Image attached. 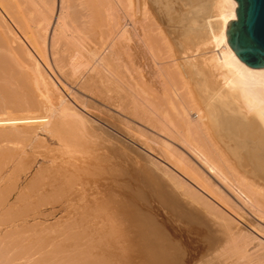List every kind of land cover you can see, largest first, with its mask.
I'll use <instances>...</instances> for the list:
<instances>
[{"label":"bare ground","instance_id":"obj_1","mask_svg":"<svg viewBox=\"0 0 264 264\" xmlns=\"http://www.w3.org/2000/svg\"><path fill=\"white\" fill-rule=\"evenodd\" d=\"M150 2L151 0H135V4L131 0H0V207L6 204L11 195V192L6 193V195L3 193V190H5L3 182L8 177L7 175H9V173L5 175L4 172L8 169L12 171L14 168L17 170L19 167L22 168L25 160L27 163H25L26 166L22 170H24L23 172H28L36 163L38 157L41 161L34 168L32 176L28 181L29 184L34 183L33 187L29 185L33 188L29 197H34L36 201L39 200L40 202L38 203L47 200L48 202H43V207L52 208L50 212L47 211L48 214L43 213L42 215L40 214L41 216H54L60 207L64 208V210L65 208L69 210L71 205L74 206L72 203L76 200L87 201L85 184L91 180H87L88 176L85 170L90 158L84 155H76V146L74 144L76 138H80L81 145L85 143L83 139L81 140V137L84 140L87 136L90 138L89 132H91V128L94 129L95 127L89 126L88 121L90 119L86 118L88 114L86 113L85 115L83 112V108H86L90 104L88 102L89 99L81 98V93L80 95L76 94L78 91L66 93L67 97L64 96L65 94L60 89L63 87V84L59 83L62 86L59 87L52 79V74H54V78L58 76L59 82L61 81V83H66L69 86L70 83L78 80L79 71H81L82 66L85 68L87 64L90 66V69L87 75H84L78 82V86L84 90L83 92H87L86 95L97 97L103 100V102H107H104V105L112 104L113 106H119L123 113L130 116L128 117L130 120L138 124L134 128L127 125L128 121L125 127L129 130H135L134 133L139 132L141 134H138L140 137H137L139 146L157 158V160H151L148 157L153 165H156V170L160 172L155 173L159 174V177L155 175L156 179L151 171L148 173L155 182H152L157 190L155 192L161 198L166 196L170 200V194H173V196L181 195V198L183 196L188 199L187 203L190 200V204H198L200 209L208 214L210 222L212 219L214 227H217L218 232L220 231L224 239L229 241V247H227L233 251L228 248L226 249L231 251L230 254L236 255L243 262H252V259H254V261L256 260L255 262L264 264L262 263L264 262V68L246 66L233 54L225 41V23L227 20L234 18V0H213L215 23L211 25L212 27L207 33L203 34L204 36L201 39L193 44V46L186 47L182 52V56L187 58L184 61H188L189 59V61L195 62L196 65L192 64V62H189L190 64L202 69L200 78L204 88L202 87L200 90L196 88L201 92L206 90L207 93L204 92L205 98H199V100L196 96V88H193L189 84L188 78L184 75L185 71L183 68L185 65H181V62L177 64L175 56L171 57L167 53V51L169 53L172 52L169 51L172 45H170L168 29ZM133 8L137 11L136 16L135 12H132L135 10ZM118 9L120 12L122 11L121 14H123L124 18L130 17L131 29L133 31L132 36H134L132 41L133 43L135 42L133 49L136 54L134 55L144 53L146 60L148 59L145 65L149 64L150 69L153 65L169 81V84L166 81L164 82L165 84L163 81H160L162 83L160 84L162 87L160 93L159 86L157 87V91L154 89V85V87H151L148 83V88V85L145 84L149 82V78L147 79L148 76H144L145 70L140 67L141 62L138 59L134 58V64H131L132 66L134 65L135 73L129 72L133 69L126 70L129 74H134H132L133 78L130 76L126 77L125 73L122 74L121 69L119 70L121 58L119 59V63L118 58L121 53L119 54L118 52H121L124 46L127 48V45L123 42L124 40H121V36L127 33L128 30H126L125 24L119 21V18L122 16L117 14ZM175 36L173 35L171 38L174 39ZM160 47L161 49L164 47L166 50L164 56H159L156 53ZM125 51L123 49V52ZM93 62L99 64V67L96 64H94V67ZM185 64L187 65V63ZM126 66L128 67V65ZM87 67L86 69L89 68ZM158 71L156 73H159ZM126 74L129 75L128 73ZM72 84L75 85L76 83ZM144 84L145 87H143ZM63 90L68 92L65 89ZM93 101L95 102V99ZM98 106L102 105L99 104ZM99 109L101 111V108ZM89 113L91 112L89 111ZM123 118L125 117L123 116ZM93 119L91 118V120ZM125 120L127 119L125 118ZM121 125L124 126V124ZM109 129L111 130V128ZM114 129L116 130L117 128L115 127ZM97 130L96 132H98ZM39 133L44 134V136L40 137ZM99 134L97 133L96 135L98 136ZM69 135L72 136L69 138ZM73 136H76V138L74 137L75 142H73V139V141H70ZM92 137L95 136L92 135ZM118 137H121L119 133ZM12 139L17 141L14 142ZM89 140L92 143V140ZM48 141L55 142L56 146L50 147ZM95 141L94 143L97 142ZM38 145L44 148L40 152L39 150H35ZM83 146L84 144L81 147L77 146L78 150L85 152V149H81ZM96 148L91 147V149ZM88 151L90 152V150ZM89 152H86L85 155L89 154ZM80 154L82 153L80 152ZM95 157H93L94 160L96 159ZM105 157L107 158L108 156ZM15 166L19 167L16 168ZM116 166L119 165L116 164ZM19 170L21 169L19 168ZM93 176H96L95 173ZM92 178L94 180V177H90L89 179ZM17 180L18 178L15 181ZM120 181L118 184L116 183L119 189L117 193L119 199L116 201V208H114L118 211L117 218L116 215L114 216L116 220L118 219V222L115 220L113 222L115 221V225L119 228L115 231H119V237L121 238V235L125 232L123 229L121 232L120 226H131L136 233L135 238L144 239L148 246L147 249L150 248L149 251L152 249L151 259L157 260L158 264L169 263L170 257L166 255V250L163 247V249L158 247L162 251L164 250V255L159 252L160 250L157 247L154 248L155 245L157 246V243L159 244L164 235L162 236L158 233V227L153 224L154 221L151 223L146 220L148 218L145 217L146 219H143L144 216L138 208L134 209V213L130 217L129 213H131L130 211L134 207L130 210V203L129 205L125 204L126 201L125 199L123 200L124 197L122 196L125 192L124 187L127 186L125 181H123L124 183ZM173 189L177 190L178 193L176 191L172 193L174 192ZM55 193L61 194L62 198H64L62 205L56 208L57 210L53 209L56 206V202L48 199L53 194L54 196L52 197H56ZM19 197L20 193L16 194L14 200H18ZM173 198L175 199L173 202H176L177 198ZM87 199L91 200L90 197ZM33 202L35 203V201ZM165 202L169 203L170 201ZM173 202L171 201V203ZM26 203H28V200ZM126 203L128 204V202ZM176 203L175 205H177ZM178 203L180 205V202ZM196 204L194 205L196 206ZM184 205L186 206V204ZM192 205H189L190 208L194 206ZM11 206L8 205V207L0 209V231L6 227L3 235L0 236V263L6 264V261L8 263L12 261L11 263H13L14 259L20 258L22 260L20 262L16 261L14 264H37L36 259L39 261L40 258L38 257L41 254H38L37 258L32 257L35 252H28V254L26 253L27 255H19L18 257H16L18 252L10 255L11 253L9 254L7 250L12 244L9 243L10 245L7 244V246L5 237H9L12 234L17 236V233L27 231V229L34 225H42L43 222L37 219L40 218V215L38 212V215L37 213L36 215L33 214L34 216L31 215L30 219L32 222L28 224L27 220L29 219L27 218L29 215H27L28 212L26 213L25 210L27 217L23 218L24 216L20 213L21 218H10L11 220L6 222L8 218L4 217L11 213ZM36 206L38 207V204ZM194 208H197V206ZM198 209L196 210L198 211ZM72 210L73 208L69 212ZM16 212L15 214L19 215V212ZM206 213L205 215H207ZM10 215L13 216V214ZM52 223H49L50 225L47 227L53 226ZM114 223H111V227L108 226V228L112 229ZM44 224L47 225L48 223ZM106 224L108 223L106 222ZM104 226L108 229L105 224ZM96 228L100 227L97 226ZM98 230L100 231V229ZM115 231L112 233L113 236L115 235ZM107 234L110 236L109 233ZM18 236L20 237V235ZM104 238L106 237L104 236ZM163 239L165 240V238ZM106 240L109 241L108 239ZM95 241L97 242V240ZM22 242V240L17 241L13 248H16L17 251H22V249L26 248ZM77 242H80V240H77ZM85 246H87L86 243ZM109 246L108 248H111ZM106 247L104 246V249L100 248L103 251L107 249ZM35 249L30 248L29 250L35 251ZM109 250H106L108 255L113 254L112 250L114 248H112L111 253ZM115 250L117 249L115 248ZM36 251L38 252V249ZM87 251L86 254L88 253ZM77 252L80 253L79 250ZM89 253L87 255L83 254L85 256L81 254V257L78 254L76 255V253V256H73L74 252L72 255L67 254L66 256H62L63 258L59 255L56 257L63 259V264L69 262V264H94L95 258H97L98 264L99 259L106 260L104 256H100L98 259L97 254L92 253L94 255L92 261L91 253ZM55 259L57 260V258ZM254 261L252 264H256ZM42 263L44 264V260ZM46 263L49 264L48 262ZM55 263L57 264L58 261ZM103 263L105 264V262ZM107 263H109V260Z\"/></svg>","mask_w":264,"mask_h":264},{"label":"rangeland","instance_id":"obj_2","mask_svg":"<svg viewBox=\"0 0 264 264\" xmlns=\"http://www.w3.org/2000/svg\"><path fill=\"white\" fill-rule=\"evenodd\" d=\"M131 1H134V4H135V0H131ZM132 4H133V2H132ZM150 4L154 6V7L153 6L152 7L155 9L156 13L162 19L163 24L168 29V33H169V37H170L169 38V41H170V45H172L171 46L172 49L170 48L169 51H172L174 54L172 52L169 53L168 51H167V53L171 57L172 56H175V60L177 61L176 62L177 64L181 62V65L182 64H183V66L185 65V67L183 68V70L185 71V74L184 75L188 78L187 80H188V82H190L189 84L193 88L194 87L195 88L197 87V88H199V90L202 87L204 88V86H202V81H201V78H200L201 77V73H202V69L201 68H198V66H197V68L194 67V65H196L195 62L193 63V61H191V60L189 61V59H188V61L187 60L184 61V59H187V58H185L184 56H182L183 55L182 52L184 51V49L186 47L193 46V44H195L199 39H201L204 36L203 34L207 33V31L211 29V27H212L211 25H213V23H215L214 22V20H215V13H214V9H213V0H151ZM133 9H135V8H133ZM132 12H135L134 14L136 16V14H137L136 9L133 10ZM121 13H122V11L120 12V10L118 9L117 14L119 16H122V17L119 18V21L121 23H124L125 24V27L127 28L126 30H128V32L126 31L127 33H125L123 36H121V40L122 39L124 40V41L123 40L122 41L125 43V45H127V48L124 46V48H122V51L120 50L121 52H118L119 54L121 53L119 55L120 57L118 58V63H119V59L120 58H121L120 59L121 60L120 63H122V64L119 63V65H120L119 70L121 69V73L122 74L125 73L126 77H129L130 76L131 78H133V75H134L133 73H135V72H134V65L132 66L131 64H134V61H135L134 58L136 60L138 59V61L141 62L140 63L141 64L140 67L145 70V72L142 70L145 73L144 76L145 77L148 76L147 79L149 78V80H148L149 82H147V80H146L147 83H145V84L148 85V88H149V84H150L151 87L154 85L156 87L155 88L153 86L154 89H156L158 91V88H159V93H160L162 91L161 90L162 87L160 85L162 83H160V81L161 82L163 81V83L166 81L168 84H169V81L167 80V78H165L166 76H163V73L160 74V71L156 70V68L153 67V65L151 66V69H150L149 64L145 65L147 63L148 59L146 60V55L144 53L143 54L134 55V54H136V52L133 49V47H134L133 44H135V42L133 43V41H132L134 36H132L133 35V31L131 29L132 28L131 23H130L131 20H130V17L129 18L128 17L127 18H124L123 17V14H121ZM173 35L174 36L176 35L174 37V39L171 38V37H173ZM123 49H124V51L126 50L125 52H127L128 50L129 51L127 53H125V52H123ZM160 49H161V47H160ZM160 49L157 50L156 53L159 54V56L160 55L164 56V53L166 52V50L164 49V47H162L163 50L162 49L160 50ZM160 52H163V53L160 54ZM131 53H132V55H131ZM180 56H182V57H180ZM181 58L183 59L184 62L181 61L182 60ZM132 61H133V63H132ZM189 62L190 63L192 62V64H194V65L190 64ZM185 63H187V65ZM94 64H96V63L93 62V66L95 67ZM125 64L128 65V67ZM188 64H190V65H188ZM96 65L99 67V64H96ZM86 66H88L89 68L87 67L88 69H86ZM86 66H85V68H84V66H82L81 71H79V73H78L79 78H77L78 80H76L75 82H72V83H76L75 85L72 84V83H70L71 85L69 84V86H68V84H66V83H61V81L59 82L58 81L59 77L56 74H55V76H57L58 79H57V77L54 78V74H52L53 75V78L52 79L54 80V82L59 87L61 86L60 84H63V87L64 88L62 86L61 87L63 89H65V90L68 89V87L74 88V89L69 88L68 90H66L68 92H65L62 88H60L62 90V93L65 94L64 96L67 97L66 93L67 94L68 93H75V92L78 91L76 94L77 95H80V93H81V95H80L81 98H84V99L87 98V100L89 99L88 102L90 104L86 108H83L84 109L83 112L85 113V115H86V113L88 114V115H86V118L88 120L90 119L88 121L89 126H91V127H94L95 126L97 129H99V130H97L95 127H94V129L90 127L91 128V130H90L91 132H89L90 138H89V136H87L88 135L87 133H85V134H87L86 135L87 137L85 138V140H84V138L81 137V140L83 139V142L85 141V143H86L85 144V143L82 142L84 144V146H83L84 148L83 147L81 148L82 150L85 149L86 150L85 152L78 150V147L77 146H80L81 147L83 145V144L82 145L80 144L81 143V141L79 140L80 138L77 139L76 136H73V138L71 137V140H70V141H73L74 140V137L76 138L75 139L76 142H75V140L73 141V142H75L74 145L76 146V147L74 146L75 149H76L75 152L79 153V154L75 153L76 155H78V156H81V155L83 156L84 155L85 157H89L90 158L89 159L90 160L89 162H91V163L88 162V164L86 166V170H85V172H87V176H88V179L87 180L88 181L91 180V181H89V183H86L87 185L85 184V188H86V191H87L86 192V200L87 201H84V200H78L77 201L76 200V201H74L72 203V204H74V206L76 205L75 207L73 205H71V208L68 207V208H70L69 210H67V208H65V210H64V208L63 209L61 207L59 208V206L62 205V201L64 200V198H62L63 196H61V194L59 195V193H55V196L56 197H52V196H54V194H53L48 199L51 200V201L56 202V206L53 208L54 210H57L56 208H59V209L57 210V212L55 213L54 216L43 217L41 215L43 213L48 214V212H50L52 210V208H44L43 207V202L44 203L48 202L46 199H45L46 201L43 200V202L38 203V202H40L39 200L36 201V199L34 197H31V198L29 197L31 195V191L33 189L30 186L33 187L34 186L33 185L34 183H30V184L28 183V181L30 180V178L32 176V173H33L34 168L37 167V165L41 161V159L38 157L36 159V163L33 165V167L31 168V170L28 171V172H23L24 170H22L26 166V164H25V163H27L26 160L24 161L25 162L24 163L25 165L23 164L24 166L22 165V168L19 167V166H17V167L15 166L16 168L19 167L22 171L19 170V168H18V170L14 168V170H12L14 173L11 171V169L6 170L4 172V174L6 175V174L9 173V175H7L8 177H6V179L3 182L4 185H5V186H3L4 189H5V190H3L4 191L3 193L6 195V193L11 192V195H10L9 200L6 202L7 205L5 204L4 206H1L0 209L2 207L3 208L4 207H8V205L9 206H11V205L13 206V207L12 206L10 207L11 208L10 209V212L11 213L5 215V217H4L6 219L8 218V221L6 220V222H9V220H11V219H15L14 217L21 218V215L24 216L23 218H25V217H27L26 216V213L27 212H28L27 215H29L28 218H27V219H29V220H27L28 221V224L32 222V220L30 219L31 218L30 216L31 215L32 216L36 215L37 212L39 213V215L41 214L40 215V218H37V219L43 222L42 225L41 224L34 225V226H32L33 228L30 227L29 229H27V231L25 230V231H23L21 233H17L18 235H20V237L18 235L16 236V235H13V234L11 236H9V237H5L6 245L9 244V243L12 244L11 246H9V249L7 250V252L9 254L11 253L10 255H14V254H16L18 252V254L16 255V257H18L19 255L20 256L27 255L28 252H30V253L31 252H35L36 256H35V254H33L34 256L32 255V257H36V258L39 256L38 254H41V256L38 257V258H40V260H39L40 262L36 259L37 264L38 263L39 264H43L42 263L43 260H44V264H47L46 262H48L49 264H51V263L52 264H56L55 262H57V261H58L57 264H59L60 262H61L60 264H63L62 262H64V261H62L63 259H61V258H63L62 256H66L67 254L68 255H72L73 252H74L73 256L75 255V253L77 255L79 253V252H77L78 250L80 251V253L78 254L79 257H81L83 254L87 255L89 253V251H91L90 252L91 254L90 253L89 254L92 257V261H93V258H94L93 257L94 256L93 255L94 253L97 254L96 256L98 257V259L100 258V256H104L106 258V260L99 259L98 260V264H100L101 261L105 262V264H106L108 262V260H109V263H107V264H158L157 263L158 262L157 260H155L156 261L155 262L153 260V258L151 259V257H152V255H151V252L152 251L151 250L152 249L150 251H149L150 248L147 249L148 246H147L145 240L144 239H138V237H137V239L135 238L136 237V235H135L136 233L134 232V228H131V226H129V225L127 227H121L119 225L121 232H122V229L125 232V233H123L121 235V238L119 237V231L118 232L115 231V230H118L119 227L117 225H115V223H114L115 221L118 220V219L116 220L115 219V216H114V215H116V218H117V212L118 211H116L114 208H116V201H118V199H119L117 197V193L119 192V189H118L117 184L121 180L122 182L121 181L120 182L121 183H124L123 181H125V184L127 186V187H124V189H125L124 191L125 192H124V194L122 196V197H124L123 200L125 199V201L128 202V204H127L124 201L126 205H129V203H130V208L131 209L128 207L130 210H132V208L134 207L133 210H132L133 212L129 210L131 212V213H129L130 214V217H131V214L134 213V209H137L138 208L139 210H141L140 212H142V215L144 216L143 219L148 218L146 220L150 221L151 223L154 221L153 224H155L158 227L157 228L158 233L161 234L162 236L164 235L161 238L162 241L160 240L161 243L159 241V244L157 243V246L155 245V247L154 246L153 247L154 248L157 247V249H159L160 247L161 248L163 247L167 251V252L165 251V253H167L166 255H168V257H170L169 263L167 262V264H235V263L236 264H238V263H241V264L242 263L243 264H252L253 261H254V259H252V262L251 261L250 262H247V261H244L243 262L236 255H234L232 253L230 254V252L233 251V250H231V249L228 248L229 247L228 246L229 241L226 240V239H224V236L221 235L222 233L220 231H219L220 233L218 232L217 227L216 228L214 227V224L212 222V219H211V222H212L211 223L208 214L205 212L207 214V215H205L204 211L200 209V206H198V204L194 203V204H196L197 208L200 209L201 212L199 211V209L197 211L196 210L197 208H194L196 206L193 203L192 204L194 206L192 204H190L191 203L190 200L187 203V200L188 199H186L183 196L181 198V195L179 196L177 194L178 196H176V195L173 196V194H170V198L171 199L169 200V198H167L166 196H163V198H164L163 199V198H161L159 196L158 193H156L157 190L155 189V185H154L155 182L152 179V177L148 175L149 171H151V173H152V175H154L155 179H156V176L155 175H157V177H159L158 176L159 174H155V173L156 172L157 173H160V172L156 170L157 169L155 167L156 165H153V163L151 161L152 159H156L157 160V158H155L156 156H154L152 154H149L148 152H146L143 148H141L139 146V141H138V138L137 137L139 135H141V134L139 132L138 133H134L135 130L134 131H133V129L129 130L127 127H125L128 121L129 122H128L127 125H130V126H132L134 128L138 124L135 121L130 120V118H128L130 116L127 115V114H125V113H123V111L120 110L119 106L118 107L117 106H113L112 104H109V103L108 104L110 106L107 105V104L104 105L107 102L104 101L105 102L104 103L103 100H101V99H99L97 97H93V96L90 97V96L86 95L87 92H83L84 90L81 89L78 86V84H79L78 82L84 77V75H87V73H88V71L90 69V66L89 65L86 64ZM131 67H133V68H131ZM191 67H194L197 70L198 69L199 70L197 71L196 69L191 68ZM125 68H127V69H125ZM128 69L129 70L130 69H133V70L129 71L130 73L133 72L132 73L133 75L132 74H129V72L126 71ZM193 69H194L195 72L192 71ZM98 70L100 71V69H98ZM101 70H102V68H101ZM157 71L159 73H156ZM196 72L197 73L199 72V73L197 74ZM126 73H128L129 75H127ZM198 75H199V78H198ZM144 76H143V78H144ZM151 82H152V84H151ZM145 84L143 85V87H145ZM197 88L195 89V91H197L196 92V96L198 97V99L199 98L200 99H203V97L205 98V96L203 94L207 93L206 90H203V92H201V91L197 90ZM151 89H153V88H151ZM146 90H149V89H146ZM108 92H110V91H108ZM201 95H203V96H201ZM93 99H95V102L93 101ZM94 103H96L97 105L95 104L96 105L95 106ZM99 104L102 105L103 107L107 108V109L105 110L102 106H98ZM98 107L101 108V111H100V109ZM109 107H111L110 110H108ZM87 108L90 109V110H88ZM93 110H95V111H93ZM89 111L91 113H89ZM107 111H109V112H107ZM99 113H102V114H99ZM117 114H118V116H117ZM123 116L127 120H125V118H123ZM93 117H94V119H93ZM112 117H114V118H112ZM91 118L93 120H91ZM92 121H94V122H92ZM89 122L93 123L94 125L92 124L93 125L92 126L91 123H89ZM121 124H124V126L121 125ZM102 126H104V127H102ZM115 127L117 128L116 130L114 129ZM109 128H111V130ZM118 129H119V132H118ZM96 130L98 132H96ZM90 133H93V134H90ZM95 133L96 134L97 133L98 134L100 133V134L97 136ZM118 133H119V136H121V137H118ZM128 133H129V135H128ZM135 134H136V137H135ZM38 135L40 137H43L44 136V134H41V133H39ZM92 135H94L97 138L92 137ZM70 136H72V135H69V138H70ZM91 137L94 138V139H92ZM123 137H124V139H123ZM89 139L92 140V143H91V141ZM134 139H135L136 142L134 141ZM77 140H79L80 142L77 141ZM102 140H103V142H102ZM13 141L16 142L17 140L14 139ZM86 141H88V142H86ZM94 141L97 144L94 143ZM52 143H54V144H52ZM48 144H49L50 147H55L56 146V143L53 142V141H48ZM76 144H78V145H76ZM92 144H94V145H92ZM87 146H89V147H87ZM96 146H98L97 147L98 149L96 148ZM40 147H42V148H40ZM80 147H79V149H80ZM91 147L92 148H96V149H91ZM37 148H39V149H37ZM41 149H44L43 146H41V145H38L35 148V150H37V151L39 150V152L42 151ZM88 150H90L91 154H90V152ZM94 150H96V151H94ZM122 151H124V152H122ZM80 152L82 154H80ZM86 152H89V154L87 153V155H85ZM105 156H108V157L106 158ZM93 157H95L96 159L94 160ZM148 157H150L151 160H149ZM99 158H102V159H99ZM27 159H29V158H27ZM100 160H101V162H100ZM107 161H109V162H107ZM129 161H130V163H129ZM111 162H112V164H110ZM119 162L120 163L122 162V164H120ZM94 164H95V166H94ZM116 164L119 165V166H116ZM129 167L130 168H132V167L134 168L135 167V169H133V168L130 169ZM87 168H88V170L89 169L90 170L88 171ZM97 168H98V170H97ZM127 168H128L129 171L127 170ZM112 169H114V170H112ZM113 171H116V172H113ZM90 173H91L92 176L89 175ZM94 173H95L96 176H93ZM132 173H133V175H132ZM89 176L90 177H94V180L96 179L97 182L96 181L94 182L93 178L92 179H89L90 178ZM16 178H18L17 181H15ZM127 178L130 179L129 182H128V179ZM126 181H127V183H126ZM12 182H14V183H12ZM152 182H154V183H152ZM108 183H110V184H108ZM13 185L15 186L14 188H13ZM166 185H168V184L166 183ZM12 188H13V190H12ZM90 191H92V192H90ZM175 191L177 192V190H174V192H172V193H175ZM18 193H20V197H19L18 200L15 201L14 198H15L16 194H18ZM87 193L88 194L90 193L88 197H87V195H88ZM89 197H90L91 200L87 199ZM173 197H176L177 198L176 199V202L177 203L175 201L174 202L178 205V207L173 202V200H175ZM21 198H24V199H21ZM166 198H167V200H165ZM159 199L161 200V202H160ZM182 199L183 200L185 199L186 201L184 200L185 201L184 202ZM27 200H28V203L30 201L29 204L26 203ZM31 200H32V202H31ZM57 200H59V201H57ZM164 200L165 201H170L169 202L170 204L167 203V202H165ZM33 201H35V203ZM79 201H84V202H79ZM129 201H132V202H129ZM134 201H135V203H134ZM171 201L174 204L171 203ZM182 201H183V203H182ZM178 202H180V205H179ZM36 203L38 204V207L36 206L37 205ZM86 203H87V205H86ZM132 204L133 205L135 204V205L133 206ZM184 204H186V206L188 208ZM80 205H81V207H80ZM189 205L190 206L192 205L193 207L190 208ZM82 206H83V208H82ZM164 206H166V207L168 206L167 209ZM84 207H85V210H84ZM161 207H162V210H161ZM72 208H73V210L71 212H69ZM80 209H83V210H80ZM86 209H89V210H86ZM188 209H190L191 211L188 210ZM22 210H23V213L24 214L22 213ZM25 210H26V213H25ZM16 211L19 212V215L18 214H15V213H17ZM20 213H21V215H20ZM38 213H37V215H38ZM78 213H80V214L78 215ZM10 214H13V216L10 215ZM199 214H201V215H199ZM207 216H208L209 220H208V218H206ZM60 217H62V218H60ZM104 217H105V219H104ZM3 220H5V219H3ZM113 220H115V221L113 222ZM106 222L108 224H106ZM44 223H46V224L48 223V224L45 225ZM49 223H52L53 226L47 227V226L50 225ZM80 223H82V224H80ZM111 223H114V225L112 224L113 225L112 226V229L111 228H108V226L111 227ZM239 223H241V222L239 221ZM104 224L106 225V227L108 229L105 228ZM43 225H45V226H43ZM79 225H80V227H79ZM97 226H99L100 228H96ZM43 227H45V228H43ZM77 227H79V228H77ZM115 227H116V229H115ZM103 228H105V229H103ZM124 228H125V230H124ZM5 229H6V227L2 228V230L0 231V236L3 235V232H4ZM98 229H100V231ZM113 229L115 231V235L117 234V236H115V235L113 236V234H112V233H114ZM104 230H106L107 232L104 231ZM243 230H245V229H243ZM107 233H109V235L112 236V238H110V236H108ZM76 234H78L80 236H78ZM101 234H105V235H101ZM100 235H101V238L99 239ZM127 235H128V238H127ZM14 236H15L16 239L14 238ZM104 236L106 238H104ZM17 237H19V238H17ZM85 237H87V238H85ZM124 237H125L126 244H125V241H124ZM163 238H165V240ZM94 239L97 240V242ZM106 239H108L109 241H107ZM111 239H113L112 240L113 242L111 241ZM16 240L17 241L22 240L23 241L22 244H24L26 246V248L25 249H22V251H20V250L17 251L16 248H13L14 245H15V243L17 242ZM59 240H60V242H59ZM77 240L78 241L80 240L81 243L80 242H77ZM88 240H90V241H88ZM7 241H8V243H7ZM99 241H100V243H99ZM90 242H91V245H92L93 248L91 247V245L89 246ZM85 243H86L87 246H85ZM110 243H111V245H110ZM100 244H102V245H100ZM75 245H77L79 247H77ZM109 245L111 246V248H108ZM117 245H118L119 248L117 247ZM159 245H162V246H159ZM88 246H89L90 249L88 248ZM104 246H107L106 247L107 249H105L103 251H106V250L110 249L109 250L110 253H111L112 248H114V250H112L113 251V254L111 253L112 254L111 255L109 253L110 255H108L107 251L106 252H103L101 250V248L104 249ZM97 247H99V248H97ZM30 248L31 249H35L36 248V249H38V252L36 251V249H35V251L34 250H29ZM115 248L117 250H115ZM226 248H228L231 251H229ZM41 249H42V251H41ZM96 249H99V250H96ZM9 250H11V251H9ZM84 250H85V252H84ZM87 250H89V251H87ZM94 250H95V252H94ZM159 250L158 251L160 253H163L165 255L164 250L163 251L161 249H159ZM86 251L88 252L87 254H86ZM121 251H122V254L120 255ZM66 252H68V253H66ZM115 252H116V255H115ZM47 255H48V257H47ZM58 255L61 258L60 257H56ZM85 255H83V256H85ZM111 256H113V257H111ZM11 257H13V256H11ZM55 258H57V260ZM95 259H96L95 260L96 263H95V261H93V263L94 264H97V258H95ZM21 260L22 259H20V258L19 259L16 258V260L14 259L13 263H11L12 261H10L9 263H8V261H6V264H14V262H16V261L17 262H20ZM90 260H91V258H90ZM66 261H69V260H66ZM76 262H78V261H76ZM103 262H102V264H104ZM69 263H65V264H69ZM255 263L256 264H258V263L261 264V262H258V263L255 262ZM262 263H264V262H262ZM2 264H4V263H2ZM71 264H73V263H71Z\"/></svg>","mask_w":264,"mask_h":264},{"label":"water","instance_id":"obj_3","mask_svg":"<svg viewBox=\"0 0 264 264\" xmlns=\"http://www.w3.org/2000/svg\"><path fill=\"white\" fill-rule=\"evenodd\" d=\"M234 2V18L225 23V41L246 66L264 68V0Z\"/></svg>","mask_w":264,"mask_h":264}]
</instances>
